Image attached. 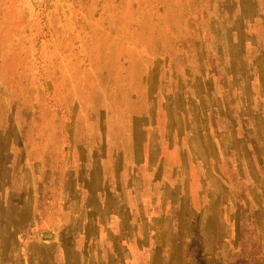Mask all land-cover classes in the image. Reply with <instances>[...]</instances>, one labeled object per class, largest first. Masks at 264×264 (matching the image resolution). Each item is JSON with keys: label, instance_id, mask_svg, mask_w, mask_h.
<instances>
[{"label": "rangeland", "instance_id": "1", "mask_svg": "<svg viewBox=\"0 0 264 264\" xmlns=\"http://www.w3.org/2000/svg\"><path fill=\"white\" fill-rule=\"evenodd\" d=\"M0 264H264V0H0Z\"/></svg>", "mask_w": 264, "mask_h": 264}]
</instances>
